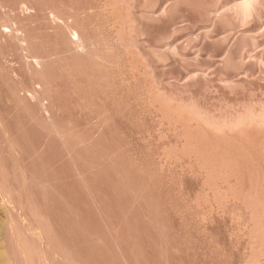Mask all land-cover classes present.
<instances>
[{"label": "rangeland", "instance_id": "374dc122", "mask_svg": "<svg viewBox=\"0 0 264 264\" xmlns=\"http://www.w3.org/2000/svg\"><path fill=\"white\" fill-rule=\"evenodd\" d=\"M1 259L264 264V0H0Z\"/></svg>", "mask_w": 264, "mask_h": 264}, {"label": "bare ground", "instance_id": "6f19581e", "mask_svg": "<svg viewBox=\"0 0 264 264\" xmlns=\"http://www.w3.org/2000/svg\"><path fill=\"white\" fill-rule=\"evenodd\" d=\"M3 257H5V256H2L1 258H3ZM4 259H5V258H4ZM4 259H1V260H0V264H5Z\"/></svg>", "mask_w": 264, "mask_h": 264}]
</instances>
